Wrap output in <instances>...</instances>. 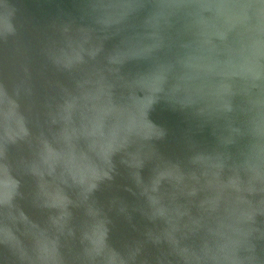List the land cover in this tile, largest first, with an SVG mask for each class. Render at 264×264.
Here are the masks:
<instances>
[{
  "label": "water",
  "instance_id": "1",
  "mask_svg": "<svg viewBox=\"0 0 264 264\" xmlns=\"http://www.w3.org/2000/svg\"><path fill=\"white\" fill-rule=\"evenodd\" d=\"M0 264H264V0H0Z\"/></svg>",
  "mask_w": 264,
  "mask_h": 264
}]
</instances>
